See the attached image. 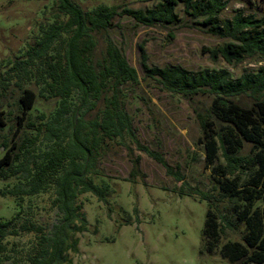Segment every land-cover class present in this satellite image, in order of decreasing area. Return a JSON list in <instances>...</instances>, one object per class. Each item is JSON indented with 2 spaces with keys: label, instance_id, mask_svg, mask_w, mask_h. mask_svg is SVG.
<instances>
[{
  "label": "trees",
  "instance_id": "1",
  "mask_svg": "<svg viewBox=\"0 0 264 264\" xmlns=\"http://www.w3.org/2000/svg\"><path fill=\"white\" fill-rule=\"evenodd\" d=\"M246 1L264 10V0ZM181 5L186 16L211 35L226 40L213 51L214 59L219 54L228 64L235 65L247 58L264 57V16L237 9L232 18L221 19L228 7L226 0H161L155 7L146 9L102 4L91 11L74 0H56L54 23L41 26V36L26 52L27 58L15 62L12 68L31 77L34 67L39 75L38 84L44 85L41 93L60 99L61 107L48 126L49 137L54 142L32 162L27 146L15 141L9 146L4 141L1 178L21 173L26 181L13 188L5 187L0 195L21 199L53 188L52 206L57 209L59 220L48 231L32 221L18 226L19 213L9 221H0V263L12 258L7 238L21 233H34L37 237L25 264L67 262V252L76 251L78 244L71 235L86 231L87 226L82 206L77 202L79 196L91 193L105 201L110 191L108 184H96L91 176L99 174L97 160L112 142H123L128 137L138 150L162 165L169 176L183 181V176L174 172L159 151L142 145L136 136L124 99L125 89L140 83L135 67L110 36L102 57L96 56V35L120 28V23L115 22L117 17L128 16L137 25L147 27L179 24L183 21L177 11ZM139 51L145 77L164 90L189 100L198 94L213 96L211 107L198 113L202 129L198 144L204 148L207 165L222 195L242 202L238 218L247 229L243 242L226 243L221 254L231 263L264 264V205L257 206L258 202L264 204V69L246 72L236 79L226 69L191 73L181 66H150L145 44H139ZM242 95L255 99L251 108L235 101ZM37 98L32 89L23 90L22 116L18 117L14 139L22 132V121L34 108ZM100 103L95 116L88 119L87 115ZM217 121L223 124L219 129ZM6 126V113L0 109V128ZM246 143L253 147L248 157L240 155ZM139 164L140 158H136L130 173L132 182L141 174ZM250 168V180L242 185L239 173ZM195 194L208 203L203 235L208 250L212 251L220 241L223 227L212 209L213 197L197 190Z\"/></svg>",
  "mask_w": 264,
  "mask_h": 264
},
{
  "label": "rangeland",
  "instance_id": "2",
  "mask_svg": "<svg viewBox=\"0 0 264 264\" xmlns=\"http://www.w3.org/2000/svg\"><path fill=\"white\" fill-rule=\"evenodd\" d=\"M74 1L91 11L102 4L153 8L161 0ZM226 1L228 7L221 19L232 18L237 9L264 16L263 9H256L246 0ZM177 11L183 21L167 26L147 27L137 25L128 16L117 17L115 22L120 23V28L96 35V56L102 57L110 36L135 67L140 83L128 86L124 99L136 136L142 145L159 151L174 172L183 176V181L169 176L162 165L138 150L128 137L123 142H112L97 160L99 174L91 176L96 184H108L110 191L105 201L91 193L79 196L77 202L87 220L86 231L71 235L78 240L77 250L67 252L65 264H243L231 263L221 254L226 243L243 242L247 234L245 223L238 218L242 202L222 195L207 165L204 148L198 144L202 136L198 113L211 107L213 96L204 93L185 99L146 78L139 44H145L150 66H181L191 73L226 69L235 79L246 72L264 69V57L247 58L235 65L228 64L219 54L214 59L213 51L226 40L211 35L186 16L182 5ZM56 13V0H0V109L7 117V126L0 128V159L5 154L4 141L9 146L13 141L27 146L32 162L53 145L48 126L61 107L60 99L41 93L44 85L38 84L39 75L34 67L31 77L12 68L15 62L27 58L26 52L41 36V26L54 23ZM26 88L35 91L38 98L22 121V132L14 139L18 117L22 116L20 97ZM235 101L246 108L255 103L248 95L236 97ZM101 105L87 118H93ZM222 125L217 121L218 129ZM252 151V144L246 143L240 155L248 157ZM20 156L24 158L23 154ZM136 158H140L141 174L132 182L130 173ZM251 174L252 168L239 173L242 185H246ZM20 181H26L21 173L4 179L0 176V190L13 188ZM196 190L213 197L212 209L223 227L220 241L212 251L203 235L208 203L195 194ZM53 198V188L21 199L0 195V221H9L19 213L18 226L32 221L51 230L59 220L57 209L52 206ZM36 241L34 233L7 238L12 258L0 264H25Z\"/></svg>",
  "mask_w": 264,
  "mask_h": 264
}]
</instances>
